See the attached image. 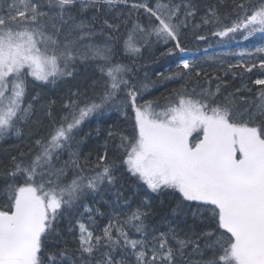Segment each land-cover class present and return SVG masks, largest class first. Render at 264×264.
Masks as SVG:
<instances>
[{
	"label": "trees",
	"instance_id": "trees-1",
	"mask_svg": "<svg viewBox=\"0 0 264 264\" xmlns=\"http://www.w3.org/2000/svg\"><path fill=\"white\" fill-rule=\"evenodd\" d=\"M123 3L152 10L180 48ZM263 20L264 0H0V51L30 61L0 70V211L25 186L56 205L39 264H235L207 259L221 255L218 212L166 187L152 196L128 157L142 139L135 108L163 124L184 106L224 112L264 140V35L250 36ZM224 45L182 63L181 51ZM177 219L193 236L174 231Z\"/></svg>",
	"mask_w": 264,
	"mask_h": 264
},
{
	"label": "water",
	"instance_id": "water-1",
	"mask_svg": "<svg viewBox=\"0 0 264 264\" xmlns=\"http://www.w3.org/2000/svg\"><path fill=\"white\" fill-rule=\"evenodd\" d=\"M137 122L148 146L152 138L168 135L162 128L150 132L141 115ZM247 141L251 149L240 162L233 153L220 151L226 182L231 184L221 199L222 226L235 239L237 252L248 256L247 261L260 258L264 264V141L255 132ZM40 207L34 188L26 187L15 211L0 216V264H29L42 231L37 221Z\"/></svg>",
	"mask_w": 264,
	"mask_h": 264
},
{
	"label": "flooded vegetation",
	"instance_id": "flooded-vegetation-1",
	"mask_svg": "<svg viewBox=\"0 0 264 264\" xmlns=\"http://www.w3.org/2000/svg\"><path fill=\"white\" fill-rule=\"evenodd\" d=\"M203 124L206 128L208 125H212V135L207 136L208 134L205 131L196 139L191 137L188 139L185 137L184 132L177 133L173 138V146L148 150L143 154V158L150 161L149 167L145 169H151L153 174L160 167L168 171L165 174L168 183L164 186H168L171 194L182 193V196L192 205L213 203L215 204L213 212H217V207H219L217 202L226 194V189L230 186V183L225 184L226 175L222 169L220 148L229 152H236V158L239 161L243 158L244 150L248 145L246 136L242 131L239 137L235 139L230 134L229 129L224 128L226 124L222 121H216L208 117L202 120ZM128 159L132 162V154ZM153 174L151 175L156 176ZM150 204H152L151 200L146 198L144 205L146 207L145 214L147 215H149ZM180 221L182 220L177 219L176 223L173 224L174 231L187 237L186 231H190L193 226L187 222L180 224ZM160 228L162 231L164 230L163 227L160 226ZM188 233V236H193L190 232ZM223 246L224 243H222ZM39 259H42L41 256L36 254L32 259V264H39ZM207 259L229 258L221 255L209 256ZM235 259L243 258L237 256ZM258 263L259 261L254 262V264Z\"/></svg>",
	"mask_w": 264,
	"mask_h": 264
},
{
	"label": "rangeland",
	"instance_id": "rangeland-1",
	"mask_svg": "<svg viewBox=\"0 0 264 264\" xmlns=\"http://www.w3.org/2000/svg\"><path fill=\"white\" fill-rule=\"evenodd\" d=\"M257 24L263 25L264 20L258 21ZM259 34L264 35V32H260ZM257 47H259V45H257ZM208 50H211V48ZM221 50H223V49H221L220 46H218L213 51H221ZM193 54H196V53H193ZM191 57L192 56L185 57L184 60L182 61V63L183 62L184 63L189 62ZM4 60H6L7 62H13V63L21 60V61H25V62L30 63L28 58L21 57V53L19 50L6 52L4 55H3V52L0 51V70L4 69V66H5ZM32 62L37 66L38 70H44V65L41 61L33 58ZM36 75L39 77L41 76V74L39 72H36ZM41 77H43V76H41ZM83 80L84 79H82L80 81L83 82ZM42 105H44V104H42ZM47 108L45 109L44 112H47L46 111ZM199 109L200 108L194 107L193 105L191 106V108L188 106H184L180 112H178L177 114H174V116L170 119L171 123H172V127L171 128L169 127L168 129L172 130L176 134L184 132L187 138H190L194 133H196L198 131L203 130V132H205V126H204V124L202 125V120L203 119L205 120V115L203 113L198 112ZM47 114H48V112H47ZM218 116H216V119H215L216 121H222L223 122L225 120L223 115H221L219 117ZM1 118H2V116L0 115V119ZM1 127H3V126H1ZM224 128H228L230 131V134L235 139H237L239 137V134L241 133V131L245 130L244 128L232 127L230 125H228V126L226 125V127H224ZM3 147H4L3 141L0 137V162H1L2 155L7 152L6 149H4ZM12 148H15V146H13ZM143 148H144L143 142L139 141V143L132 150V158H133L132 162L133 163L129 161V163H132V165H130V167L135 172L141 173L146 178V180L148 181L147 187L149 188V190L152 192H155L162 185L163 186L167 185L168 181L166 179L165 174L168 171L166 169L160 167L159 169L157 168L156 172L153 174L151 169H145V168L149 167L150 161H148V159H146V158H142L143 154L145 153V150H146V149L142 150ZM8 149H11V148H8ZM151 174L156 175V176H152ZM41 200H42V198H41ZM42 203H43L42 205H43L44 210H51L52 208H56V205L53 202L48 201V202L44 203L42 200ZM140 219H143V217H140ZM185 223H186V221H180V224H185ZM110 228H112V226ZM182 230H184V229L182 228ZM189 232L191 233V235L194 234L192 227H191V230ZM150 238H151V236H148V239H146L145 242L148 243L149 242L148 240ZM222 243L223 242H221V244ZM144 252L147 253V249L144 250ZM230 255L233 256L234 254L232 253ZM141 257L143 258L142 254H141ZM227 260L238 261L237 259H225V261H227ZM107 262H108V264H111L109 261H107Z\"/></svg>",
	"mask_w": 264,
	"mask_h": 264
}]
</instances>
